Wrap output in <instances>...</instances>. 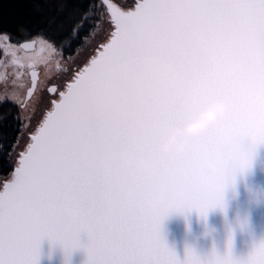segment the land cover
I'll return each instance as SVG.
<instances>
[{
    "label": "snow or ice",
    "instance_id": "6c2138e0",
    "mask_svg": "<svg viewBox=\"0 0 264 264\" xmlns=\"http://www.w3.org/2000/svg\"><path fill=\"white\" fill-rule=\"evenodd\" d=\"M71 4L68 10L62 2L51 19L34 22L25 0H0V49L7 57L0 60V80L11 66L18 85L0 94V105L18 109L0 113V264H40L45 239L61 247L65 264L77 250L86 255L84 264H264V238L245 256L233 254L230 224L224 253L213 245L202 257L186 244L181 260L174 245L157 239L172 211L139 204L161 180L157 143L215 95H227L237 109L190 142L187 160L195 167L226 134L236 133L251 142V152L240 158L242 171L251 169L264 144V0ZM90 46L79 66L76 56ZM151 67L159 78L145 86L141 75ZM62 77V85L52 82ZM38 84L50 94V107L30 129ZM125 151L157 162V174L133 185L127 202L120 189L130 170L115 159ZM102 154L112 155L108 169L96 167ZM173 182L192 191L179 214L195 210L205 220L225 190L223 182L212 190L195 178Z\"/></svg>",
    "mask_w": 264,
    "mask_h": 264
},
{
    "label": "clouds",
    "instance_id": "9594fccd",
    "mask_svg": "<svg viewBox=\"0 0 264 264\" xmlns=\"http://www.w3.org/2000/svg\"><path fill=\"white\" fill-rule=\"evenodd\" d=\"M158 78L156 67L149 68L141 75L145 86H152ZM236 109L237 105L227 95H215L186 122L172 126L166 131L156 145V152L160 157L161 180L141 195L139 204L142 210L156 212L163 207L171 210L173 215H179L178 209L191 201L192 191L189 187L173 181L186 182L195 178L200 187L206 190H212L219 182H223L225 190L219 198L217 209L230 225L241 224L243 228L244 224L249 223L247 215L241 221L239 210L231 220H228V216L233 202L240 197V182L247 179L246 172L240 167V158L251 152L250 140L236 133H228L218 147L206 151L199 158L195 167L187 160L190 142L194 138H203L218 122L229 119ZM115 159L120 169L130 170L128 182L120 189L124 202H127L133 195V185L157 174V162L150 157L129 151L116 155ZM111 163L112 155L102 154L96 160V167L108 169ZM261 171H264V165L261 166ZM244 190L250 197V204L258 205L264 201V185L245 183ZM217 231L215 225L205 223L203 231L196 234L194 239L199 241L214 238ZM169 235V230L162 226L157 234L162 246H169ZM254 240L253 237L244 243L250 248Z\"/></svg>",
    "mask_w": 264,
    "mask_h": 264
},
{
    "label": "water",
    "instance_id": "95a60500",
    "mask_svg": "<svg viewBox=\"0 0 264 264\" xmlns=\"http://www.w3.org/2000/svg\"><path fill=\"white\" fill-rule=\"evenodd\" d=\"M264 165V144L257 147L256 155L251 169L246 171L247 179L240 182V197L233 202L232 209L229 212L228 220H231L236 211L239 210L241 221L245 215L249 218V223L232 224L234 230L233 254L235 256H245L249 250L244 241H250L253 237L256 240L264 238V201L258 205L250 204V197L244 190L245 183L264 185V171L261 166ZM205 223L215 225L217 234L214 238L207 240H195L194 237L203 231ZM163 226L170 232L169 246H175V251L181 260L184 258L185 246L194 247L202 257L210 253L213 245L220 253H224L227 248L228 222L224 215L215 209L209 212L207 219L199 216L195 210L187 217L185 215H171L163 222ZM86 255L83 250H77L72 253L68 264H84ZM40 264H65V253L59 245H51L45 239L41 246Z\"/></svg>",
    "mask_w": 264,
    "mask_h": 264
},
{
    "label": "rangeland",
    "instance_id": "374dc122",
    "mask_svg": "<svg viewBox=\"0 0 264 264\" xmlns=\"http://www.w3.org/2000/svg\"><path fill=\"white\" fill-rule=\"evenodd\" d=\"M13 42H15V41H13ZM93 46L87 47L83 52H81L79 55L76 56V62H77V64L79 66H82V64L87 61V59L89 58L90 54L92 53V47ZM66 54L70 55L72 53L70 51H66ZM0 57H1L0 60H7V57H5L3 55L2 49H0ZM39 69L41 70L40 78H41V80H43L44 79L43 66H39ZM3 74H4V68H3V65L0 64V75H3ZM13 79H15V77L12 74V67L9 66L7 80H0V94H3L6 91L8 93H11V92H13L14 90H16L18 88V85H13L12 84V80ZM24 80H25L24 87L22 89H20V91L24 95H26L27 87L30 86V76L29 77H25ZM52 82L59 83L60 80H54ZM46 92H47V90H46L45 86L38 85L37 93L33 97V101L36 102V104H37V111H36L35 115L33 116L31 124L29 125L30 129H34L35 126H37L39 120L42 119L45 110L48 107H50V104H48L47 101H42V98L44 97ZM11 105H12V107L16 108V110L18 111V109H17L15 104H11ZM26 140H27V135L25 134L21 138V143L23 144ZM0 178H2V177H0Z\"/></svg>",
    "mask_w": 264,
    "mask_h": 264
},
{
    "label": "trees",
    "instance_id": "16d2710c",
    "mask_svg": "<svg viewBox=\"0 0 264 264\" xmlns=\"http://www.w3.org/2000/svg\"><path fill=\"white\" fill-rule=\"evenodd\" d=\"M62 2H66L68 10L71 9V0H25L24 10L33 18L34 22H46L48 19H51L56 15V9ZM0 27L3 26L0 25ZM9 108L12 112L17 111L11 104H7L0 105V113ZM9 118L11 119V117Z\"/></svg>",
    "mask_w": 264,
    "mask_h": 264
},
{
    "label": "flooded vegetation",
    "instance_id": "af4514ba",
    "mask_svg": "<svg viewBox=\"0 0 264 264\" xmlns=\"http://www.w3.org/2000/svg\"><path fill=\"white\" fill-rule=\"evenodd\" d=\"M67 55V54H66ZM39 71H40V73H41V70L39 69ZM63 80H64V77H62L61 79H60V82H59V84H63ZM39 85V84H38ZM37 90H38V87H37ZM36 93H37V91H36ZM50 94L48 93V92H46V94L44 95V97L42 98V101H49L50 100ZM49 104V103H48Z\"/></svg>",
    "mask_w": 264,
    "mask_h": 264
}]
</instances>
